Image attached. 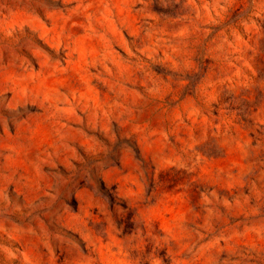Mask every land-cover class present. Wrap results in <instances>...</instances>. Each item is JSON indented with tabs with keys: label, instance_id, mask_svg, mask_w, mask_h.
<instances>
[{
	"label": "rangeland",
	"instance_id": "obj_1",
	"mask_svg": "<svg viewBox=\"0 0 264 264\" xmlns=\"http://www.w3.org/2000/svg\"><path fill=\"white\" fill-rule=\"evenodd\" d=\"M0 264H264V0H0Z\"/></svg>",
	"mask_w": 264,
	"mask_h": 264
}]
</instances>
